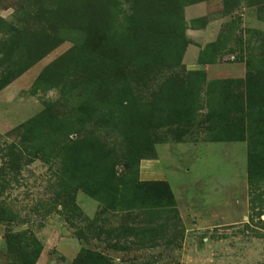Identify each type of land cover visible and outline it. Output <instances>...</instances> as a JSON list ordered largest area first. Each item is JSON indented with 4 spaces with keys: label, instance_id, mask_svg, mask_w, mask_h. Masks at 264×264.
I'll return each mask as SVG.
<instances>
[{
    "label": "rangeland",
    "instance_id": "1",
    "mask_svg": "<svg viewBox=\"0 0 264 264\" xmlns=\"http://www.w3.org/2000/svg\"><path fill=\"white\" fill-rule=\"evenodd\" d=\"M44 260L264 264V0H0V264Z\"/></svg>",
    "mask_w": 264,
    "mask_h": 264
},
{
    "label": "crops",
    "instance_id": "2",
    "mask_svg": "<svg viewBox=\"0 0 264 264\" xmlns=\"http://www.w3.org/2000/svg\"><path fill=\"white\" fill-rule=\"evenodd\" d=\"M28 112V111H27ZM164 163V162H163ZM158 170L160 171V173L159 172H157L156 174L157 175H159L160 177H162V179H166V174H168V172H165V170H164V165L162 164V161H159L158 160ZM145 168H149V166L148 165H145ZM149 173H153L152 171H146L145 173H144V177H148L149 176ZM71 243H73V241L72 240H67V239H64V242L62 243V245L63 244H71ZM38 264H50V263H48V260H44L43 262H39Z\"/></svg>",
    "mask_w": 264,
    "mask_h": 264
}]
</instances>
